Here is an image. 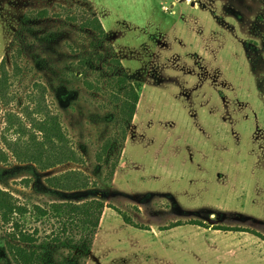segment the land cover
I'll list each match as a JSON object with an SVG mask.
<instances>
[{"label": "rangeland", "instance_id": "rangeland-1", "mask_svg": "<svg viewBox=\"0 0 264 264\" xmlns=\"http://www.w3.org/2000/svg\"><path fill=\"white\" fill-rule=\"evenodd\" d=\"M90 1L141 84L122 153L101 159L116 114L80 80L73 95L57 82L48 103L83 161L41 170L11 155L4 142L19 135L6 130L8 113L26 120L34 84L52 79L26 56L22 64L36 69L14 78L15 98L0 111L10 156L0 168L13 193L36 203L104 200L86 264H264V0ZM43 8L80 10L71 0H0V63L11 61L24 15ZM75 29L68 24L55 47L67 57L55 55L60 65L74 62ZM70 169L87 176L88 189L44 187Z\"/></svg>", "mask_w": 264, "mask_h": 264}, {"label": "trees", "instance_id": "trees-1", "mask_svg": "<svg viewBox=\"0 0 264 264\" xmlns=\"http://www.w3.org/2000/svg\"><path fill=\"white\" fill-rule=\"evenodd\" d=\"M71 1L79 12L71 8L68 13H50L47 8L27 12L13 40L11 61L5 56L0 63V111L2 105L9 106L15 98L14 78L30 75L36 69L22 64L26 56L36 62L45 76L52 78L45 84H34L23 111L26 120L11 111L7 116L6 130L19 137L15 141L6 139L5 148L17 161L34 169L48 170L83 161L66 137L60 115L48 103L49 94L56 92L57 82L69 85L68 93L73 95L75 90L70 85L82 80L86 91L101 94L104 106L114 109V131L105 139L100 156L106 164L115 153L121 155L140 100L141 84L131 80L91 1ZM68 24L78 32V40L70 44L75 57L74 62L64 61L60 65L62 62L55 55L65 58L60 48L55 47H60ZM93 74L95 78H91ZM24 136L27 138L23 139ZM9 158L0 146V163L8 164ZM116 167L114 163L111 177ZM7 170L0 168V264H86L105 201L90 198L36 203L30 196L22 200L9 186ZM43 185L52 192L81 191L88 189L89 180L82 171L70 169L46 177ZM57 253L60 255L56 256Z\"/></svg>", "mask_w": 264, "mask_h": 264}]
</instances>
